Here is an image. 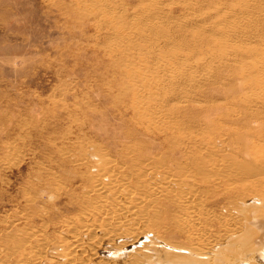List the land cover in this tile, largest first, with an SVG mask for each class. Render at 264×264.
Here are the masks:
<instances>
[{"label":"rangeland","instance_id":"1","mask_svg":"<svg viewBox=\"0 0 264 264\" xmlns=\"http://www.w3.org/2000/svg\"><path fill=\"white\" fill-rule=\"evenodd\" d=\"M253 144L264 0H0V264L31 250L34 264L62 263L65 224L93 210L99 223L127 209L154 236L104 241L112 264L161 240L188 247L171 234L185 202L236 223L260 214Z\"/></svg>","mask_w":264,"mask_h":264},{"label":"bare ground","instance_id":"2","mask_svg":"<svg viewBox=\"0 0 264 264\" xmlns=\"http://www.w3.org/2000/svg\"><path fill=\"white\" fill-rule=\"evenodd\" d=\"M123 48L124 45L118 44L115 45L114 50L112 51L111 49L110 52H116ZM122 65L124 68H127V70L133 67L132 63L127 60L123 61ZM245 150V153L252 155L251 160L254 168L251 166V170L259 168V172H263L261 168L264 167V145L258 147L256 144H253L245 147L244 151ZM101 188L102 187L99 186L98 189L100 190ZM101 196L104 195L102 194ZM129 199V195H124L125 201L130 202ZM137 203L138 202H136V204ZM204 204L202 205L201 201L194 203L190 201L185 202V215L176 224V231L174 230V232H171L172 235H174L175 232L181 234V237H183V239L185 238L184 241H187L185 243H190L188 247L182 248L176 244L173 245L161 240L158 243L153 242L157 244L154 249L149 248L147 245L141 247L143 250L150 249L149 251H159L155 255H145L143 254L144 251L142 250V252L141 249L138 251H127L126 253H128V255L123 258L118 254L120 258L117 259V262L122 261L126 264H146V258H153L161 261V258L167 256L165 259L173 264L177 262L178 264H264V211L257 214L252 209H243V211L241 210L242 214H238V222L236 223L233 218L228 215L221 218L210 217L206 213ZM124 211L127 212L124 215L121 212H107L105 216L107 219L99 223H97L98 214H96L94 210L86 214L85 217L71 219V221L65 224L67 238L62 241L64 244V250L61 253L62 263L49 259L46 263L112 264L113 261H115L114 258H116V255H113L114 257H110V259H101L98 257L99 248L104 241L112 245L116 239L115 237L124 235L123 237L126 241L131 242L129 244V246H131L135 239L139 237H145L147 240L154 237L152 234L148 235L150 234V230L148 233L142 234L143 230H141L137 224L131 222L132 220H129L128 210L125 209ZM212 216H214V214H212ZM123 227L126 231L123 230ZM83 236L85 238L87 237L86 241L82 240ZM155 236L157 237V235ZM40 241L38 246L41 247L44 242L42 240ZM126 241L124 240L118 245L127 244ZM167 246L174 248V250L169 252ZM125 247L126 246H122L120 249L125 250ZM120 249L116 248L115 250ZM175 249L183 250L184 255H178ZM34 254L36 253L33 250L28 251L26 254H22L16 260V264H34L33 262H36L38 259L37 257L34 258ZM28 258H34V260L29 262ZM163 263L165 262L153 264Z\"/></svg>","mask_w":264,"mask_h":264}]
</instances>
